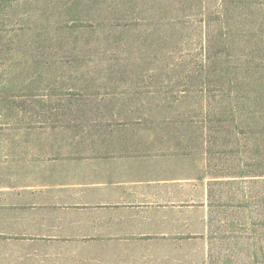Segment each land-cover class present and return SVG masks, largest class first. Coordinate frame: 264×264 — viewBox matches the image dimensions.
<instances>
[{"label": "rangeland", "instance_id": "rangeland-1", "mask_svg": "<svg viewBox=\"0 0 264 264\" xmlns=\"http://www.w3.org/2000/svg\"><path fill=\"white\" fill-rule=\"evenodd\" d=\"M218 2L0 6V160H190L208 264H264V0H227L232 59L203 85L198 21Z\"/></svg>", "mask_w": 264, "mask_h": 264}, {"label": "crops", "instance_id": "crops-1", "mask_svg": "<svg viewBox=\"0 0 264 264\" xmlns=\"http://www.w3.org/2000/svg\"><path fill=\"white\" fill-rule=\"evenodd\" d=\"M189 161L0 160V264H208V184Z\"/></svg>", "mask_w": 264, "mask_h": 264}, {"label": "trees", "instance_id": "trees-1", "mask_svg": "<svg viewBox=\"0 0 264 264\" xmlns=\"http://www.w3.org/2000/svg\"><path fill=\"white\" fill-rule=\"evenodd\" d=\"M230 5L227 0H219L218 15H211L213 16L212 18L198 21V26L201 30L200 42L197 46L199 53L196 54L194 63L197 64L203 73V76L201 75V84L203 85L210 78L212 71L213 75L222 81L221 76L224 67H227L230 63L229 58L232 59L230 55L233 49V42L230 38V33L233 30H230L229 33L226 32L228 27L226 13L230 9ZM181 59L183 60L182 57ZM226 69L229 71L228 68ZM231 75V72H228V76ZM228 85H230V82H228Z\"/></svg>", "mask_w": 264, "mask_h": 264}]
</instances>
